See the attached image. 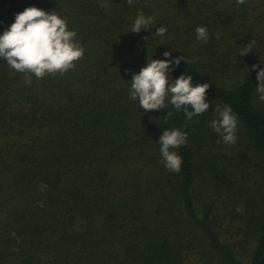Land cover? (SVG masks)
Here are the masks:
<instances>
[{"label": "trees", "instance_id": "16d2710c", "mask_svg": "<svg viewBox=\"0 0 264 264\" xmlns=\"http://www.w3.org/2000/svg\"><path fill=\"white\" fill-rule=\"evenodd\" d=\"M33 6L66 19L84 56L30 85L0 58V264H264V102L255 82L264 0H0V34ZM140 12L154 17L151 31L129 32ZM166 51L184 57L173 80L209 83L204 114L145 112L130 99L132 75ZM217 105L237 114L235 144L210 127ZM172 129L188 134L178 173L165 168L158 143Z\"/></svg>", "mask_w": 264, "mask_h": 264}, {"label": "clouds", "instance_id": "9594fccd", "mask_svg": "<svg viewBox=\"0 0 264 264\" xmlns=\"http://www.w3.org/2000/svg\"><path fill=\"white\" fill-rule=\"evenodd\" d=\"M133 0H128L131 4ZM246 0H236L244 4ZM103 6V5H102ZM154 17L145 16L140 12L129 32L139 33L141 30L151 31ZM167 29L156 28V36H164ZM196 38L207 42L209 33L205 27H197ZM76 32L69 30L67 21L58 13L45 11L38 7H27L15 15L14 22L0 34V58L8 66L25 76V84L30 85L32 76L42 79L46 75H63L74 69L75 62L84 56V48L76 40ZM149 37H144L147 45ZM252 41L237 49L239 56L248 54L252 49ZM165 59L146 57V64L138 74H133L130 85V99L138 100L139 107L145 112L159 111L173 106L177 112L183 111L186 119L204 114L209 109L206 93L209 83H193L192 75L181 74L172 79L170 72L178 66L183 56L169 59L171 52H164ZM190 58L185 60L187 63ZM257 66H251L255 70ZM256 92L259 100L264 102V68L256 73ZM189 108L191 110H189ZM217 118L210 122V127L219 134L222 142L228 145L236 143L238 125L237 114L233 109L224 105L215 106ZM168 114V113H167ZM166 114V115H167ZM187 132L180 129L163 130L159 137L160 153L165 168L178 173L183 164L182 157L176 149L187 143ZM220 142V141H218ZM46 184L41 183L39 190L45 191ZM43 207V203H40ZM242 205L237 211L242 210Z\"/></svg>", "mask_w": 264, "mask_h": 264}, {"label": "rangeland", "instance_id": "374dc122", "mask_svg": "<svg viewBox=\"0 0 264 264\" xmlns=\"http://www.w3.org/2000/svg\"><path fill=\"white\" fill-rule=\"evenodd\" d=\"M226 227H227V226H226ZM226 227H225V228H226ZM228 228H230V231H233V230H234V227L231 226V225H229ZM226 235H228V236L230 237V234H229L228 232L226 233Z\"/></svg>", "mask_w": 264, "mask_h": 264}]
</instances>
